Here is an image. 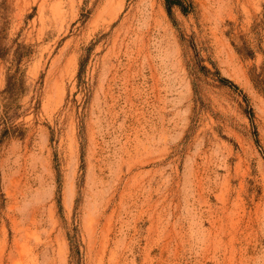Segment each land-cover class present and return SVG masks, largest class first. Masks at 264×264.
<instances>
[{"label":"rangeland","instance_id":"374dc122","mask_svg":"<svg viewBox=\"0 0 264 264\" xmlns=\"http://www.w3.org/2000/svg\"><path fill=\"white\" fill-rule=\"evenodd\" d=\"M177 1L0 0V264H264V0Z\"/></svg>","mask_w":264,"mask_h":264},{"label":"trees","instance_id":"16d2710c","mask_svg":"<svg viewBox=\"0 0 264 264\" xmlns=\"http://www.w3.org/2000/svg\"><path fill=\"white\" fill-rule=\"evenodd\" d=\"M165 2H166V9H167L168 14H170V8L171 7H173V6L180 7V3L177 0H165ZM260 26L261 25H258V27L254 28V30L259 29ZM238 43L239 44H237L236 51L238 52V54L240 56H242L243 58H252L254 56L253 48H252V46H250L248 44V42H246L242 38H239ZM202 70L207 74H213V76H215V78H216V81H218V83H220V85L228 86V87H231L233 89H236L235 86L233 84H231L229 81L225 80L224 78H221L220 74L217 70H215L213 73H211L210 70H208L206 68H202Z\"/></svg>","mask_w":264,"mask_h":264}]
</instances>
